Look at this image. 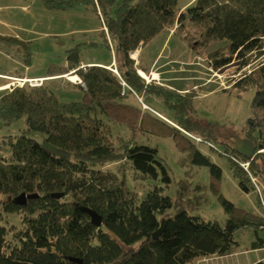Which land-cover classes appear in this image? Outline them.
<instances>
[{
  "label": "trees",
  "instance_id": "1",
  "mask_svg": "<svg viewBox=\"0 0 264 264\" xmlns=\"http://www.w3.org/2000/svg\"><path fill=\"white\" fill-rule=\"evenodd\" d=\"M41 1L48 9L66 10L80 0ZM96 1L116 73L107 67L109 64L79 67V46L75 45L66 50V66L47 65L40 85H13L0 97V118L25 119V127L8 143L9 158L0 157V218L3 212H22L24 224L13 239H8L0 222V264H187L199 257L230 254L236 244L235 232L264 227V217L234 206L218 192L221 168L182 132L198 135L208 148L218 152L215 145L222 126L196 118L192 92L146 83L130 53L166 27L190 22L200 26L207 39L227 41L225 52L216 49L209 53L214 69L236 60L242 68L264 55V0H193L182 10L177 0H120L115 6L114 0ZM102 34L105 36L104 31ZM0 38L21 43L14 37ZM70 71L81 81L76 84L81 97L60 100L52 88L56 79ZM249 84L255 93L245 137L253 141L255 153L246 159L228 142L221 150L244 192L250 191L252 184L238 158L248 160L250 173L264 182V59L235 86ZM132 92L144 100L159 99L175 125L125 102ZM99 114L124 124L133 134L140 131L171 137L190 163L206 166L211 187L227 214L225 223L189 215L182 207L185 201L181 194L173 201L162 193V186L154 185L141 199L122 182L106 186L98 167L121 160L150 180L159 179L167 185L170 177L156 148L132 139L117 149ZM60 192L62 197L51 196ZM22 193L26 199L19 204L15 198ZM83 207L101 216L99 226L91 222ZM162 219L165 226L153 237ZM260 247H264L262 240L252 243V249Z\"/></svg>",
  "mask_w": 264,
  "mask_h": 264
},
{
  "label": "rangeland",
  "instance_id": "2",
  "mask_svg": "<svg viewBox=\"0 0 264 264\" xmlns=\"http://www.w3.org/2000/svg\"><path fill=\"white\" fill-rule=\"evenodd\" d=\"M5 1L7 5H11V7H6V10L12 9L11 11L16 14L22 13L15 3H11L14 0ZM27 1L19 0L20 3ZM119 1L114 0L112 6H115ZM190 1L193 0H177V7L182 10ZM37 2L41 4L40 1ZM96 9L99 10L96 0L75 1V4L65 10L64 13L62 11L50 13V10L53 9H48L47 12L49 13L39 14L40 22L34 30L33 40L27 45L14 46V43H8L0 38V72L19 80L24 78L20 77V73L28 69L30 74L45 75L49 63L65 65L67 63L66 50L75 45L79 46L78 56L83 61L95 57L106 58L110 56L112 49L106 46L105 37L111 48L110 40L106 34L103 36L101 33L102 29L104 33L107 32L102 17L98 15ZM62 18L63 20H60ZM58 20L63 22H57ZM67 25L69 26L67 27ZM84 27L98 29L87 32L79 30ZM99 27L102 28L99 30ZM68 28L73 31L66 32L69 31ZM89 41L95 43L87 44ZM226 44V40L207 39L200 26L190 22H185L180 26L175 23L171 27H166L151 41L146 55L148 53L155 55L163 45L161 54L158 57H161L158 65L162 66L167 56L176 58L179 61V65L167 63L168 68L165 74L169 77L171 81L169 83L173 88H186V91H190L195 95L192 98V106L196 118L203 123L217 122L222 126L217 134L219 143L215 145L219 151L208 148L207 142H204L198 135L180 129L187 138L198 146L201 152L205 153L212 162L221 168L222 174L218 192L225 199L232 202L234 206L264 217V208L255 185H252L248 192L241 190L237 179L230 170L227 157L221 154L223 145L226 142L232 143V135L245 137L248 132V123L251 122L253 117L251 102L255 87L251 84L241 86H235V84L241 80L244 73L247 74L256 63L263 60L264 55L242 68H239V62L236 60L230 65L214 69L210 62L209 53L216 49L225 52ZM134 52L136 50L131 54H134ZM174 65L178 68H174ZM25 66L29 68L27 69ZM84 66L86 65H80L79 67L84 68ZM112 70L116 73L115 68H112ZM172 76L177 78L174 79ZM142 77L148 78L147 75ZM56 80L58 81L55 82L52 89L58 99L64 101L80 99L81 90L78 87L69 85L71 80L63 76ZM5 82L10 83L6 88L0 90V97L5 90L17 85V83H14L15 80L0 76V85ZM75 82L79 83V80ZM145 82L148 83V81ZM20 83L30 86L29 82L22 81ZM44 84L49 85L48 80H45ZM147 99V103L151 107L144 104L146 102L142 99V96L133 92L124 101L140 106L143 110L148 109L153 113L155 112L151 109L152 107L158 109L162 113H160L161 119L173 126L175 125L169 120L170 118H167L171 116V112L159 99L153 97ZM99 117L109 126L111 140L117 149H120L125 143H130L132 139L138 144L156 148L158 155L166 164L168 176L170 177V182L167 185L159 179L150 180L136 172L129 163L121 160L107 162L98 167L102 172V181L106 186H115L122 182L126 190L134 195L136 199H141L154 185L162 186V193L169 196L173 201L178 198L179 193L181 194L185 201L182 207L189 215L198 216L205 221H215L220 225L225 223L227 214L218 199V195L211 187L209 169L206 166L190 163L186 155L178 150L171 137L140 131L133 134L131 129L124 124H120L103 114H99ZM24 127L25 119L23 116L18 119L0 118V157L9 158L8 143ZM252 135H255V132ZM36 138L40 139L39 135H36ZM197 138L199 141H197ZM238 160L245 161L242 158H238ZM255 176L259 180L260 184L257 187H260L262 199L264 200V182L259 176ZM22 218V212H3L1 214L0 222L7 229L8 239H13L24 227ZM234 240L236 244L232 246L231 251L233 254L222 255L221 257L217 255L199 257L187 264H234L235 262L245 264L258 257L261 259L254 264H264V247L256 248V250L252 249L253 242L262 240L264 244V227L238 229L234 234Z\"/></svg>",
  "mask_w": 264,
  "mask_h": 264
},
{
  "label": "crops",
  "instance_id": "3",
  "mask_svg": "<svg viewBox=\"0 0 264 264\" xmlns=\"http://www.w3.org/2000/svg\"><path fill=\"white\" fill-rule=\"evenodd\" d=\"M37 1H40L41 4H39ZM190 2H192V1H190ZM190 2H188L187 4H189ZM11 3H15V5H17V7L20 8L22 13L21 14H16V13L11 11L12 9H7L6 10L5 8L9 7V6L11 7V5H7L5 0H0V36L1 37H4V36H6V37H14V38H17V40L21 41L20 44L27 45L33 40L32 36H33L34 30H35L37 24H39V22H40L39 21V19H40L39 18V14H41V13H49V12H47L49 10H48V8H46L43 5L41 0H28L27 2H22V3H20L19 0H14ZM28 6H29V8H28ZM34 6H35V9L33 10ZM4 10H5V12H3ZM50 11H51L50 13H58V12H55V11H62V13L65 12V10H58V9H54V10H50ZM60 20H63V18L60 19ZM60 20H58L57 22H63V21H60ZM68 26L69 25H67V27ZM101 28L102 27H99V30ZM12 29H14L15 31L12 30ZM97 29L96 28L84 27L83 29H79V30H83V31L87 32V31H95ZM68 30L69 31H66V32L73 31L72 29H69V28H68ZM102 31H103V29L101 30V33H102ZM162 31H164V29ZM105 34L108 37L107 33H105ZM156 36H154L146 44L140 45L136 49V55L134 57L131 56V53L133 52L132 51L130 53V57L134 60V63H135V66H136L137 70H142L148 76V78H144L145 80H148V82L149 81H153V82L158 83L160 85L165 84V86L173 88L172 85L169 83V82H171L169 77L167 76V74H165L166 71H167V68H168L167 67V65H168L167 63H176L177 65H179L178 64L179 61H177L176 58H172L170 56H167L165 58V62L163 63V65L162 66L158 65L159 59H161V57L160 58H158V57L161 54V50H162V47H163L164 43H163L162 47L159 49V51L155 55L153 53H148V55H146L147 49L150 47L151 41ZM13 43L14 42H12V44ZM13 45L15 46V45H19V44L14 43ZM89 64H97V65H102V66H106L107 64H109V66H107V67L112 69V67L115 65L114 64V54L111 51L110 56H108L106 58H96L95 57L93 59L92 58L91 59H86L85 61L80 60V65H86L87 66ZM66 65H67V63L64 66H66ZM171 66H173V65L171 64ZM25 67L27 69L29 68L28 66H25ZM175 67L176 66L174 65V68ZM176 68H178V66ZM72 72L73 71H71V73ZM153 73H157L158 76L154 77L152 75ZM0 75H4V77L9 78V79H12V78L16 79V77H10L11 75L4 74V73H1V72H0ZM20 75H21L20 77H24L23 79H33V78H42V77H44V75H42V74H30L29 73V69L26 70L25 72L20 73ZM172 77L174 78V76H172ZM172 77H170V78L172 79ZM175 78H177V77H175ZM78 80H80V79H78ZM77 83L78 82H72L71 81V82H69V85L74 86V87H78L76 85ZM174 89H176L179 92L186 91V88H179V87L176 88L175 87ZM147 100L148 99H145L146 103H144V104L148 105L149 107H151L147 103ZM151 109L157 115H161L162 114L160 111H158V109H155L153 107ZM231 254H233V252H231L230 254H227V255H231ZM223 256H225V255H223ZM218 257H221V256H218ZM260 259L261 258L258 257L257 259L252 260V261L250 260V261H248L245 264H254L255 262H257ZM234 264H239V263L235 262ZM241 264H243V263H241Z\"/></svg>",
  "mask_w": 264,
  "mask_h": 264
},
{
  "label": "water",
  "instance_id": "4",
  "mask_svg": "<svg viewBox=\"0 0 264 264\" xmlns=\"http://www.w3.org/2000/svg\"><path fill=\"white\" fill-rule=\"evenodd\" d=\"M232 138H233L232 145L241 156L245 157L246 159H249L254 155L255 145L251 139H249L248 137H240L238 135H232ZM63 194H64L63 192L51 193V196L59 198L62 197ZM30 196L31 195H28V197ZM25 199H26V195L22 193L15 198V201L21 204L25 202ZM83 211H85L89 215L90 220L93 224L97 226L101 224V216L96 211L88 207H83ZM165 222L166 221L164 219L161 220L159 228L152 233L153 237H156L161 233V231L165 226Z\"/></svg>",
  "mask_w": 264,
  "mask_h": 264
},
{
  "label": "built area",
  "instance_id": "5",
  "mask_svg": "<svg viewBox=\"0 0 264 264\" xmlns=\"http://www.w3.org/2000/svg\"><path fill=\"white\" fill-rule=\"evenodd\" d=\"M35 79H37V78H35ZM16 81V83L17 84H20L21 85V83L19 82L20 80L19 79H17V80H15ZM146 81H148V80H146ZM19 82V83H18ZM29 83H30V85L31 86H34V85H40L41 83H42V81H39V82H37L36 80H34V81H28ZM79 82H81V81H79ZM122 84L123 85H125V83L124 82H122ZM197 141H199V139L197 138ZM262 149H260L259 151H261ZM239 165L247 172V174H248V176H249V178H250V181H251V183H252V185L254 186L255 185V187H256V191L258 192V194L260 195V199H261V202H262V205H263V208H264V200L262 199V194H261V190H260V187H257L258 186V184H260L258 181V179L256 178V176L255 175H253L252 173H250V171H249V162H248V160H245V161H239ZM254 188V187H253Z\"/></svg>",
  "mask_w": 264,
  "mask_h": 264
},
{
  "label": "bare ground",
  "instance_id": "6",
  "mask_svg": "<svg viewBox=\"0 0 264 264\" xmlns=\"http://www.w3.org/2000/svg\"><path fill=\"white\" fill-rule=\"evenodd\" d=\"M133 53V52H132ZM135 53L136 52H134V54H131V56H135ZM138 72L142 75V76H146V74L142 71V70H138ZM154 77H157L158 76V74L157 73H153L152 74ZM63 77H66V78H68L69 80H71L72 82H75V81H77L79 78H78V76L76 75V74H74V73H67V74H65ZM12 80H17V79H13L12 78ZM21 81L20 82H28V81H34V80H36L37 82H39V81H43V78H37V79H35V78H33V79H20ZM80 81V80H79ZM9 83L10 82H6V83H3V84H1L0 85V89H2V88H6L8 85H9ZM14 83H16V82H14ZM13 83V84H14ZM18 85V84H17ZM20 85V84H19ZM22 85V84H21Z\"/></svg>",
  "mask_w": 264,
  "mask_h": 264
},
{
  "label": "flooded vegetation",
  "instance_id": "7",
  "mask_svg": "<svg viewBox=\"0 0 264 264\" xmlns=\"http://www.w3.org/2000/svg\"><path fill=\"white\" fill-rule=\"evenodd\" d=\"M231 141H233V139H231Z\"/></svg>",
  "mask_w": 264,
  "mask_h": 264
}]
</instances>
